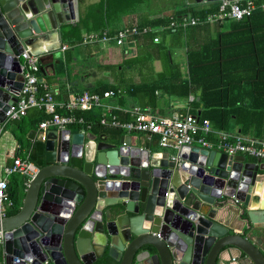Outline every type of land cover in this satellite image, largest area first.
<instances>
[{"label": "water", "instance_id": "obj_1", "mask_svg": "<svg viewBox=\"0 0 264 264\" xmlns=\"http://www.w3.org/2000/svg\"><path fill=\"white\" fill-rule=\"evenodd\" d=\"M203 1L220 0H188ZM75 17L76 0H0V123L22 86L21 53L53 59ZM128 137L108 142L70 128L40 135L43 165L17 211L0 220V259L221 264L236 254V264H264V249L251 238L264 241V162L184 145L178 163L169 151L150 152ZM218 203H235L259 233H230L215 220Z\"/></svg>", "mask_w": 264, "mask_h": 264}, {"label": "crops", "instance_id": "obj_2", "mask_svg": "<svg viewBox=\"0 0 264 264\" xmlns=\"http://www.w3.org/2000/svg\"><path fill=\"white\" fill-rule=\"evenodd\" d=\"M253 1H255L256 4L260 3L257 0ZM241 2H244V0H241ZM218 4L219 1L189 3L188 0H76V17L65 25L63 32L66 34V38L63 34L59 38L60 46L53 59H47L44 63L39 61L40 66L37 76L48 86V90L52 92L54 99L60 102L68 101L74 95L84 91L93 92L99 86L106 84L116 85L119 88L117 92L120 94L117 95V92H115L114 96L103 99V102L108 106L114 107L112 111L122 120H127L129 118V114L127 115L123 110L130 109L134 106L141 108L147 107L154 114L159 116H183L186 113H192L198 117L202 116L207 118L212 127L218 130H224L231 134H242L247 137H263L264 135L260 136L258 133H255V129H251V133L249 134L242 133L240 124L237 122L235 115H229L227 117L226 128H218L214 125L215 123L212 122V119L209 118L212 111L205 108L199 95L194 92L185 95L181 93L185 90L181 86H178L181 81L188 76L186 51L190 44H187V42L194 45L196 41L197 44L203 41V38L199 36L194 38L191 37V27L209 25V29H211L212 33L215 35L222 26L225 27L228 25L226 24V20L229 18L210 22L205 20V18L211 12L207 13L204 17L193 15L192 12L193 10L206 9L213 6L218 7ZM259 10L261 9L257 7L252 13ZM174 13H179L180 17L177 19L173 18ZM184 16L199 18L200 22L188 24L186 26L178 24L173 27L169 26L171 20H176L178 22ZM159 17H168V24H143L151 19ZM220 23L223 24L221 25ZM132 26L139 28L146 26L159 29V31L157 33L149 32L146 34L129 36L123 45H118L113 40L88 41L91 35L101 36L104 32L113 35L118 29ZM74 27L82 37L80 42H75L77 36L72 31ZM170 29L172 32L176 30L179 31H176V33H169ZM155 34L159 36L158 42L153 41V36ZM137 36H140L141 39L137 41L132 40ZM144 36L152 39L153 43L164 44L169 51L170 62L177 68L172 69L173 75L175 76L173 79L175 83L169 84L166 80L169 79L168 74L170 71L169 73L163 71L164 59L161 57L145 59L143 62L134 61V59H131L132 61L129 63L126 61V59L134 58L138 55L139 45L144 40ZM51 43L52 42H49L48 44L50 45ZM54 43L55 41L52 44ZM63 45L67 46L64 50H62ZM92 46H94V48H92ZM197 46L199 45H196V47ZM77 48H79V50H75ZM21 60L24 62L23 59ZM136 66H138V68L128 77L130 82L123 87L125 81L122 73L123 68L133 70ZM40 67H43L42 71ZM162 73L165 75L163 79L158 76ZM141 80L146 82L149 88L155 85L157 87L149 97H146L144 93H139L141 102L138 103L129 94L128 87L131 83H141ZM164 83L166 84L164 85ZM97 108H100L101 115L106 112L104 108ZM31 111L29 113L31 119L26 117L23 120L22 133L24 137L22 142H19L15 136L19 120L0 123V168L4 165H10L12 163V158L16 155L21 157L28 156L34 143L39 141L41 135L39 129L40 122L32 117ZM104 127L107 128L103 129L105 130V134L101 132L103 131L101 128H96L94 132H92L90 128L81 126L80 129H78L77 125H69L66 128H70L72 132L83 131L88 137H95L96 140L104 138L108 142H118L121 135H129L130 137H128V140L134 146L146 148L150 152L169 151L171 154L170 157L178 154V150L160 147L156 137H149L144 133H128L124 131L119 134L115 130V127L107 125ZM31 130H34L35 134L29 137ZM51 130H56V128L50 126L45 130V133ZM253 132L254 134H252ZM260 133L263 132L261 131ZM209 138L216 140L214 136H210ZM245 156L247 159L254 162H264V159L260 160L248 155ZM7 178L9 181L8 190L12 194L11 197H14L21 203L26 187L23 177L19 174H11L7 176ZM15 185L18 186V188L15 187ZM216 208L217 213L215 215V220L224 224L230 233H259L257 229L252 228V224L248 221L247 217L241 216L237 212L235 203L233 205L226 204L223 206L218 203ZM8 209L9 207H7V210ZM251 230L252 232H249ZM251 238L257 246L264 249V241L260 236L252 234ZM226 257L227 260L221 262V264H236V260H232V258L235 259L236 254Z\"/></svg>", "mask_w": 264, "mask_h": 264}, {"label": "trees", "instance_id": "obj_3", "mask_svg": "<svg viewBox=\"0 0 264 264\" xmlns=\"http://www.w3.org/2000/svg\"><path fill=\"white\" fill-rule=\"evenodd\" d=\"M257 1L261 2L264 0ZM217 8L213 6L206 9L193 10L192 13L193 15L204 17L207 13L216 11ZM179 17V13H174L173 18L177 19ZM143 24H168V17L154 18ZM226 24L228 25L222 26L215 35L209 29V25L191 27V37L199 36L203 38V41L198 44L196 41L194 45L187 42V44H190L186 51L188 76L178 86L185 90L181 92L185 95L190 94V92L199 95L205 108L212 111L209 118L212 119V122L218 128H226L227 117L235 115L242 133L249 134L251 129H255V133L261 136L264 135V11H254L241 20L227 19ZM72 31L77 36L75 42H80L82 37L79 35L78 30L74 27ZM176 31L172 32L170 29L169 33H176ZM63 35L66 38V34L63 33ZM139 39L141 37L137 36L132 40L137 41ZM143 39L139 45L138 55L134 58L126 59V61L129 63L132 61L131 59H134V61L143 62L145 59L161 57L164 59L163 71L168 73L170 71L171 73L168 74L169 79L166 80L169 84L175 83L172 69H175L176 66L170 62V53L164 44L153 43L152 39L145 36ZM196 45L199 46L196 47ZM158 76L163 79L165 75L162 73ZM156 87L155 85L149 88L148 84L141 80L139 84L131 83L128 87V92L140 103L139 93H144L146 97H149L153 94ZM108 89H113V91L117 92L119 88L116 85L106 84L99 86L93 92L103 94ZM119 94L117 92V95ZM29 109L30 111L32 110V117L36 118L38 122L49 117L40 108L30 107ZM29 109L26 115L17 123L18 129L15 131V136L19 142H22L24 137L22 133L23 120L26 117L31 119L29 117ZM60 112L63 113L62 110ZM74 113L77 116H82L85 123L90 124L92 132L96 128L107 129L100 124V108L76 110ZM200 118L205 117L200 116ZM80 126L77 125L78 129H80ZM115 130L119 134L122 132L118 128ZM261 131L263 133H260ZM101 132L105 134V130ZM43 149V143L37 141L28 155L29 160L37 166L43 165ZM23 181H25L24 178ZM8 194L12 199V206L9 207L7 213L13 214L17 211L20 201L11 197L12 194L9 190ZM94 264H115V262L105 255Z\"/></svg>", "mask_w": 264, "mask_h": 264}, {"label": "built area", "instance_id": "obj_4", "mask_svg": "<svg viewBox=\"0 0 264 264\" xmlns=\"http://www.w3.org/2000/svg\"><path fill=\"white\" fill-rule=\"evenodd\" d=\"M257 7L264 11V1L256 4L253 0H244V2L241 0H220L217 10L209 13L205 20L210 22L223 18L241 20ZM198 22H200L199 18L184 16L178 22L171 20L169 26L173 27L177 24L186 26ZM158 31L159 29L146 26L142 28L132 26L118 29L113 35H109L107 32L102 33L101 36L91 35L88 41L113 40L118 45H123L129 36L149 32L157 33ZM153 41H159L158 34L153 36ZM66 48V45L62 46V50ZM20 57L24 61L21 67L22 86L17 92V100L12 102L5 111V121L20 120L30 107L40 108L49 115L39 123L42 138L45 136V130L50 126L56 129H64L69 125L90 128V124L85 123L83 117L77 116L74 112L101 107L106 110L101 115V125L112 126L128 133H144L149 137H156L158 145L162 148L179 150L184 145H198L231 155L243 154L260 160L264 159V136L247 137L242 134H231L224 130H218L212 127L208 119L200 118L192 113H186L183 116H159L147 107L134 106L123 110L127 115L129 114V118L122 120L112 111L114 107L103 102V99L115 95L113 90H106L103 94L84 91L74 95L68 101H56L52 92L48 90V86L37 76L40 66L38 56L31 55L24 50ZM61 110L63 113L60 112ZM210 136H214L216 140L210 139ZM171 158L178 163L181 162L177 155H173ZM37 170L38 166L29 160L28 156L21 157L19 155L12 158L10 165L0 168V220L5 216L7 207L12 206V199L8 194L7 176L19 174L25 179L24 184L27 185ZM1 236L2 232L0 231V238ZM232 260L235 259L232 258ZM0 264H5V260L0 259Z\"/></svg>", "mask_w": 264, "mask_h": 264}, {"label": "rangeland", "instance_id": "obj_5", "mask_svg": "<svg viewBox=\"0 0 264 264\" xmlns=\"http://www.w3.org/2000/svg\"><path fill=\"white\" fill-rule=\"evenodd\" d=\"M168 42H169V40H168ZM98 46H100V45H98ZM89 47H91V46H89ZM95 47H97V46H95ZM92 48H94V46H92ZM75 50H79V48H77ZM136 68H138V66L134 67L133 70L128 69V68H123L122 73H123L124 78H125L123 87L126 86L130 82V79L128 77L131 76V74H133L135 72ZM15 187L18 188V186H16V185H15Z\"/></svg>", "mask_w": 264, "mask_h": 264}]
</instances>
